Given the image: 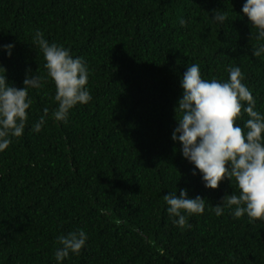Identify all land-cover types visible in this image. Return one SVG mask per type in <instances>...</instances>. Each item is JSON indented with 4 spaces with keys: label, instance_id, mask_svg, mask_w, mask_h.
I'll list each match as a JSON object with an SVG mask.
<instances>
[{
    "label": "trees",
    "instance_id": "trees-1",
    "mask_svg": "<svg viewBox=\"0 0 264 264\" xmlns=\"http://www.w3.org/2000/svg\"><path fill=\"white\" fill-rule=\"evenodd\" d=\"M245 0H0V49L7 82L42 78L24 133L0 152V264H56V237L84 230L86 246L63 264H264V219L234 218L214 206L236 191L205 188L171 140L180 78L199 64L205 79L239 66L264 113V57ZM223 11L222 24L210 19ZM185 23L181 26L180 21ZM39 30L82 57L92 100L66 123L50 118L55 86L45 80ZM49 110L41 131L32 127ZM246 114L236 119L243 128ZM205 199L191 227L172 223L164 195ZM163 250V255L160 254Z\"/></svg>",
    "mask_w": 264,
    "mask_h": 264
},
{
    "label": "clouds",
    "instance_id": "clouds-1",
    "mask_svg": "<svg viewBox=\"0 0 264 264\" xmlns=\"http://www.w3.org/2000/svg\"><path fill=\"white\" fill-rule=\"evenodd\" d=\"M241 13L256 29L252 49L254 57H264V0H245ZM222 24L226 20L223 11L215 10L210 19ZM185 23L180 21L181 26ZM45 61V80L55 86L57 104L50 118L66 123L70 111L92 100L87 87L89 69L82 57L73 56L71 50L57 43H49L37 30L33 37ZM14 45H0L8 57ZM228 79H205L200 65L192 64L180 78L181 97L174 108L176 126L171 140L180 145V153L193 166V175H200L205 188L216 189L219 183L229 180L236 191L225 195L214 206L215 215L224 214L225 206L234 218L246 215L251 220L264 219V113L256 109V100L243 83L245 79L239 66L227 68ZM6 70L0 66V152L6 150L13 138L23 135L27 110L32 104L28 92L41 86L42 78L26 74L23 87L7 82ZM247 115L243 128L236 119ZM49 118V110L32 127L40 132ZM177 189L164 195L166 212L172 223L183 229L191 227L188 217L203 214L205 199L190 198L186 189ZM88 235L84 230L70 231L56 237L54 258L63 264L70 255H79L85 248ZM163 255V250L160 252Z\"/></svg>",
    "mask_w": 264,
    "mask_h": 264
}]
</instances>
